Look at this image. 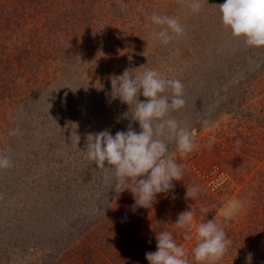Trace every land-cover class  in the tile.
Returning <instances> with one entry per match:
<instances>
[{"label": "rangeland", "instance_id": "374dc122", "mask_svg": "<svg viewBox=\"0 0 264 264\" xmlns=\"http://www.w3.org/2000/svg\"><path fill=\"white\" fill-rule=\"evenodd\" d=\"M190 2L0 0V154L12 160L0 170V264H49L48 243L74 245L85 228L92 243L104 231L101 212L119 219L135 202L108 184L111 198L99 200L104 175L83 152L89 134L127 130L128 106L109 95L125 69L147 66L183 83L186 105L171 115L195 147L175 158L194 177L189 187L226 186L212 219L238 224L252 204L264 207V50L224 28V0H200L199 13ZM153 13L178 19L184 34L167 45L154 38ZM179 186L158 195L148 226L170 230L161 218L174 223L185 211ZM233 201L242 207L226 220Z\"/></svg>", "mask_w": 264, "mask_h": 264}, {"label": "clouds", "instance_id": "9594fccd", "mask_svg": "<svg viewBox=\"0 0 264 264\" xmlns=\"http://www.w3.org/2000/svg\"><path fill=\"white\" fill-rule=\"evenodd\" d=\"M188 6L193 13L201 11L200 0H191ZM219 14L222 25L234 38L243 39L249 48L264 50V0H224ZM150 20L154 38L165 45L184 34V27L174 17L153 13ZM142 68L145 70L140 71ZM109 95L111 100L118 99L128 106L122 117L129 121L127 130L115 135L108 130L89 134L83 152L103 173L104 182L112 191L119 194L130 190L134 208L152 207L158 195L172 192L174 182L182 181L184 169L175 153L183 159L195 147L190 131L171 115L186 105L184 85L179 79L143 66L125 69L122 75L114 77ZM141 96L145 99L141 100ZM137 123L139 131L133 126ZM10 167V157L0 154V170ZM186 187V199L198 195V186ZM241 207L240 201L229 203L224 218H232ZM193 220L194 213L187 210L174 223L183 230L185 240L192 239ZM195 232L191 256L176 242L172 232H156L157 250L146 253L148 264H219L231 244L224 228L214 218L199 223ZM252 260L248 253L246 264H252Z\"/></svg>", "mask_w": 264, "mask_h": 264}, {"label": "trees", "instance_id": "16d2710c", "mask_svg": "<svg viewBox=\"0 0 264 264\" xmlns=\"http://www.w3.org/2000/svg\"><path fill=\"white\" fill-rule=\"evenodd\" d=\"M184 167L181 183L178 184L180 181L174 182L175 187L172 191L174 194L181 187L179 185L184 184L185 188H187L186 186H190L193 183L194 177L188 165L185 164ZM101 185L102 187L100 189L102 191L97 195V198L99 200H105L107 197L111 198L112 194L110 195L106 191L107 184L104 182ZM209 185L207 183L203 184L202 182L198 186V195L193 199H186V192L183 195L185 211L191 210L194 213V220L198 224L211 220V214L220 209L219 202L216 198L219 192L226 188L224 183L217 186L213 182H210ZM108 189H112L111 186ZM134 204L135 202L131 206L126 207L125 211L119 210L120 212L127 213L119 219H112L113 215H111L110 219L108 214L105 220H103L101 218L105 216L103 214L104 212L100 213L98 218L99 221L104 223V231L95 241H92L95 245L88 243V240L85 239V233L87 231L85 228V231L78 235L82 236V240L78 242L80 244L65 245L64 239L60 237L57 241L50 242L46 245V248L52 251L48 250L49 252L43 254L41 257L43 259L50 258L49 264H148L146 253L157 250L149 242L148 235L156 239V232L158 233L160 231L172 232L176 242L191 256V249L196 243V234L193 235L191 240H185L183 230L178 229L174 225L176 221L174 223H167L166 217L161 218L160 221L163 220V223L170 226V230L163 225L154 226L152 221H149L152 224V227H150L147 225V219L151 217L150 210H154L157 204L154 203L152 207L149 206V208L145 209L143 207L134 208ZM105 212H107V209H105ZM249 213L238 224H229L228 222L221 221L220 225L224 228L227 237L231 240V244L219 264H246L248 253H251L253 256L252 264H264V207L261 208L258 204L254 203ZM164 214L167 213L161 208L160 216ZM172 219L177 220L176 218ZM194 229L195 227L192 225L191 236ZM144 231L147 235L144 234Z\"/></svg>", "mask_w": 264, "mask_h": 264}]
</instances>
